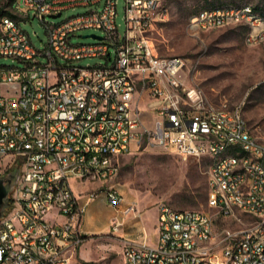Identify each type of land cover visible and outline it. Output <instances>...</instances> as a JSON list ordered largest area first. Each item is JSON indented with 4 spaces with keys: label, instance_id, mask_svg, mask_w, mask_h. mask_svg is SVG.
<instances>
[{
    "label": "built area",
    "instance_id": "built-area-1",
    "mask_svg": "<svg viewBox=\"0 0 264 264\" xmlns=\"http://www.w3.org/2000/svg\"><path fill=\"white\" fill-rule=\"evenodd\" d=\"M164 2L124 0L123 32L118 0L1 6L0 57L20 66L0 65V168H18L0 214V264H97L78 255L87 237L84 214L99 194L88 192L80 202L72 183L101 182L108 203L118 207L122 196L110 182L122 157L140 148L208 158L207 201L215 216L161 204L153 244L146 235L121 238L124 264H264V143L251 134L245 102L210 104L180 79L181 57L157 52L149 34L164 16ZM77 7L88 10L45 21ZM30 17L45 25L41 49L21 27ZM228 25L245 29L250 45L264 42V13L251 5L203 9L188 27L197 33ZM87 29L102 35L71 42ZM91 58L105 61L79 64ZM144 110L160 117L153 127ZM135 211L129 205L122 215ZM217 216L240 227H217ZM110 227L119 233L123 217L114 216Z\"/></svg>",
    "mask_w": 264,
    "mask_h": 264
},
{
    "label": "rangeland",
    "instance_id": "rangeland-1",
    "mask_svg": "<svg viewBox=\"0 0 264 264\" xmlns=\"http://www.w3.org/2000/svg\"><path fill=\"white\" fill-rule=\"evenodd\" d=\"M6 0H0V7ZM251 5L264 13V0H165L164 16L156 22L149 37L157 52L162 56L181 57L185 66L180 79L186 87L202 91L210 104L228 107L244 103V118L251 134L264 143V42L250 45L246 42V30L234 25L193 32L189 29V19L199 11L219 6ZM86 7L65 10L61 17L46 22L59 23L64 19L83 14ZM116 23L121 32L125 30L124 0H118ZM22 29L28 33L37 49L43 48L48 34L43 22L32 18L22 22ZM102 35L100 30H81L72 37V43H92L87 35ZM104 59L91 58L79 62L82 66L104 63ZM0 65L20 66L13 58L0 57ZM142 118L149 127L160 119L157 112L144 110ZM210 160L182 158L159 148H140L124 155L116 179L111 181L121 193L127 206L134 205V216L144 221L145 227L156 228L158 207L161 204L183 211H203L210 215L215 210L208 206V171ZM17 166H2L0 178L10 179L17 173ZM104 185V184H103ZM86 191L96 189L98 196L91 211L94 217L92 230L82 244L78 257L97 264H124V235L112 232L108 217L109 205L102 198L99 183L81 187ZM215 216V215H214ZM245 223L252 218L243 216ZM216 226L240 227L239 224L215 217ZM138 235L137 227L130 233ZM156 230L148 235V243L153 244Z\"/></svg>",
    "mask_w": 264,
    "mask_h": 264
},
{
    "label": "crops",
    "instance_id": "crops-1",
    "mask_svg": "<svg viewBox=\"0 0 264 264\" xmlns=\"http://www.w3.org/2000/svg\"><path fill=\"white\" fill-rule=\"evenodd\" d=\"M95 183H99L101 189L104 187V185L101 182H95ZM90 184H94V183H89V184H84V185L80 184L79 182H73L72 183L73 192H74L75 196L79 199L80 202L85 201L86 193L97 191L96 189L90 190V191L89 190L86 191L85 189H80L81 187H84V186L90 185ZM100 196L102 198L106 197L103 192H101ZM106 200H107V198H106ZM95 201H96V198L88 205L87 210H86L84 217H83V221L81 223V227H82V230L84 231L85 235H87L92 230V227L94 224V217H92V215L90 213H91L92 209L94 208L93 205H94ZM107 203H108V201H107ZM108 205L110 207L109 213H108V217L110 220L114 216L123 217L124 227L121 229L120 232L124 235V237L131 238V239H137V238H140V237L146 235L148 238L149 233L152 230H155V227H153L152 229L151 228L147 229V227H145L143 220L140 221V220H137L134 216L133 217L130 216V214L132 212L128 213L126 216L122 215V211L128 207L124 202L123 196H122V202L120 203V205L118 207H112L109 203H108ZM134 227L135 228L137 227V230L139 231L138 235H135V236L132 232L130 233V230Z\"/></svg>",
    "mask_w": 264,
    "mask_h": 264
},
{
    "label": "water",
    "instance_id": "water-1",
    "mask_svg": "<svg viewBox=\"0 0 264 264\" xmlns=\"http://www.w3.org/2000/svg\"><path fill=\"white\" fill-rule=\"evenodd\" d=\"M60 15V14H59ZM57 15V16H59ZM87 37V36H85ZM91 37H94V38H98V36L96 35H91ZM15 176H12L10 179H3V178H0V214H1V210L3 209L4 207V201L7 200V196L12 188V182L15 181ZM87 236V235H85Z\"/></svg>",
    "mask_w": 264,
    "mask_h": 264
},
{
    "label": "trees",
    "instance_id": "trees-1",
    "mask_svg": "<svg viewBox=\"0 0 264 264\" xmlns=\"http://www.w3.org/2000/svg\"><path fill=\"white\" fill-rule=\"evenodd\" d=\"M219 7H222V6H219ZM212 8H216V7H212ZM256 10H260L259 8L257 7H254ZM2 9L3 7H0V14L2 13ZM6 205V201H4V206Z\"/></svg>",
    "mask_w": 264,
    "mask_h": 264
}]
</instances>
